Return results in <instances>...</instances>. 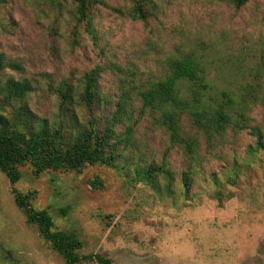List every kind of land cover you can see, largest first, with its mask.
<instances>
[{"label": "rangeland", "instance_id": "1", "mask_svg": "<svg viewBox=\"0 0 264 264\" xmlns=\"http://www.w3.org/2000/svg\"><path fill=\"white\" fill-rule=\"evenodd\" d=\"M103 1L89 10L85 28L72 0H0V83L30 88L22 102H2L0 95L1 113L22 131L65 120L74 132L91 114L103 121L125 96L137 120L113 167L35 174L24 165L13 186L0 172V264H66L27 222L13 191L31 194V206L48 212L54 230L74 233L80 256L112 264H264V148L256 150L249 134L259 129L264 144V0L239 7L232 0H148L145 22L130 17L131 0ZM188 56L204 72L201 81H180L183 94L204 81L215 104L221 92L235 99L232 124L212 138L188 113L177 114L192 156L185 142L171 143L156 124L159 113L142 109L139 98L172 73L173 59ZM92 71L98 82L90 111L81 93ZM61 90L68 96L63 104ZM238 121L248 129L238 131ZM124 130L122 122L117 134ZM151 165L163 170L155 188L133 180V170ZM187 171L192 184L185 195Z\"/></svg>", "mask_w": 264, "mask_h": 264}, {"label": "trees", "instance_id": "2", "mask_svg": "<svg viewBox=\"0 0 264 264\" xmlns=\"http://www.w3.org/2000/svg\"><path fill=\"white\" fill-rule=\"evenodd\" d=\"M75 3L77 20L85 21V28L91 26L89 10L93 5L106 6L103 0H72ZM133 3L130 17L133 20L146 21L148 0H131ZM237 7L247 0H232ZM172 73L168 77L159 79L139 93L142 109L157 111L156 124L169 133L172 144H180L188 152V156L194 153L193 146L183 140L179 131L180 126L177 114L188 113L194 125L200 132H205L208 138L214 135H222L227 127L232 124L230 108L235 104L234 97L230 93L221 92L220 102H212L206 90L207 84L192 90L189 94L180 91V81L195 83L203 79L204 68L200 62L192 57L173 59L171 62ZM2 64L0 61V72ZM98 75L96 71L87 74L83 81L81 98L88 110L91 109L96 95ZM30 88L26 83L12 79L4 84L0 83V95L2 102L9 100L23 101ZM63 103L68 101L66 91H59ZM125 96L120 97L116 109L103 121H97L93 114L87 120V126L82 130H72L67 121H61L57 126L47 127L39 124L34 130L20 129L17 121L8 119L0 112V172L5 175L11 186L20 179L19 167L30 165L35 174L46 170H74L79 171L85 165L101 164L113 167L117 163L121 146L126 147L130 143L133 126L137 120H133L132 113L125 109ZM243 103V100L241 101ZM91 111V110H90ZM64 112H67L66 110ZM91 113V112H90ZM67 114V113H66ZM21 115L14 116L17 119ZM160 116V117H159ZM241 120L245 115L240 114ZM240 120V121H241ZM240 121L234 123L238 131L248 129ZM122 122L125 124L123 136L117 134L116 128ZM249 134L256 137L255 149L264 148L262 133L257 128H251ZM120 145V146H119ZM123 150V149H122ZM163 170L159 167L149 166L136 168L132 171V178L145 186L156 187L158 174ZM191 171L181 176L183 192L188 194L191 188ZM213 182L218 181L215 178ZM98 184V181H96ZM14 203L26 216L29 224L38 227V233L44 239L51 250L56 252L66 264H79L81 260L95 261L96 264H112L103 256H80L77 252L82 248L81 241L74 233L54 230V223L46 210L37 211L31 206V194L22 195L13 191Z\"/></svg>", "mask_w": 264, "mask_h": 264}]
</instances>
